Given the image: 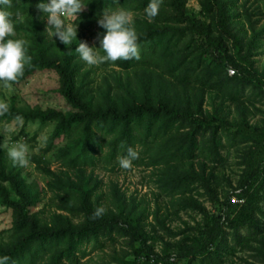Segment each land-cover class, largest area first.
Listing matches in <instances>:
<instances>
[{
    "label": "trees",
    "instance_id": "1",
    "mask_svg": "<svg viewBox=\"0 0 264 264\" xmlns=\"http://www.w3.org/2000/svg\"><path fill=\"white\" fill-rule=\"evenodd\" d=\"M188 1L163 0L149 19V0H84L68 48L40 18L36 5L48 0H12L15 38L32 57L13 84L52 70L68 109L12 99L0 116V205L11 216L0 256L9 264H86L96 250L101 264H264V0H195L197 11ZM118 8L134 17L140 59L87 66L76 44L94 34L98 48V19ZM16 115L23 127L9 145L33 147L39 131L31 136L28 124H52L30 154L44 187L7 158L2 128ZM122 141L139 153L133 166L149 170L153 206L99 176L126 171Z\"/></svg>",
    "mask_w": 264,
    "mask_h": 264
},
{
    "label": "clouds",
    "instance_id": "2",
    "mask_svg": "<svg viewBox=\"0 0 264 264\" xmlns=\"http://www.w3.org/2000/svg\"><path fill=\"white\" fill-rule=\"evenodd\" d=\"M163 0H149L145 8L146 17L155 18L159 14ZM84 0H48L36 5L42 14L41 19L46 17V31L51 38L55 36L68 48L76 40L79 13L86 7ZM12 7V0H0V85L11 87L23 77L26 67L31 66L32 57L27 53L28 41L16 37L15 23L12 13L8 10ZM98 25L105 29L100 38L99 47L89 46L86 42H78L75 51L79 57L89 66H99L116 61H131L140 59L139 35L134 27V17L131 12L123 8L115 10H103L97 21ZM50 30V31H49ZM77 41V40H76ZM10 111L8 103L0 100V116ZM15 125L8 129L14 132L23 127V117L16 115ZM7 156L14 166L27 167L30 162V146L26 142H16L11 146H4ZM125 149V154L120 156L118 164L122 169L128 170L133 166V161L139 159V153L131 146L120 144ZM105 212L103 207H98L92 214L93 219L100 218ZM11 258L7 255L0 256V264H9ZM14 264V262H13Z\"/></svg>",
    "mask_w": 264,
    "mask_h": 264
},
{
    "label": "rangeland",
    "instance_id": "3",
    "mask_svg": "<svg viewBox=\"0 0 264 264\" xmlns=\"http://www.w3.org/2000/svg\"><path fill=\"white\" fill-rule=\"evenodd\" d=\"M187 5L196 11L199 9L198 3L195 0H189ZM262 21H264V19H262L261 22ZM84 34L87 36V44L89 46H93L95 41V35L88 33ZM94 46L96 47V45ZM257 59L258 64L262 66L264 64V55H258ZM107 68L109 70L111 68V65L107 66ZM56 87H58V77L54 71H38L32 76H30L23 83L15 85L12 84L11 87L7 88L0 85V100L5 101L9 105L13 99L14 104L17 108H24L25 106L37 105L43 109L50 107L60 110H67L68 106L65 103V100L54 90V88ZM14 125L15 121H12L9 124L5 125L4 128H2V131L5 134L3 138V147L5 145L11 146L7 144L5 138L9 139L10 132L8 131V129L13 128ZM52 128V124L47 125L46 128L43 129H40L38 122L28 124L26 130L31 136L36 131H39L36 141L32 143L34 144V146L31 147L30 143H28V145L30 146V154L37 152L38 147H42L44 145V139L51 132ZM58 142H62V140L59 139ZM57 167V163H51V169H55ZM21 168H23V173L28 181L34 180L37 181L38 186H45L42 175L35 170L34 166L30 162L27 167ZM233 169H236L235 166L233 167ZM98 173L99 176L103 178V181L106 184H109V182L111 181L118 182V184L123 187L122 189L125 190L127 195L132 192L134 193V195H136V197L143 196L147 200H149L151 206H153L154 196L152 195V192L157 191V188L154 186L153 182L148 181L149 170H143L141 169V167L134 165L131 169H128L126 171L122 170L118 173H109L103 170L98 171ZM206 204L210 206L209 203ZM181 216L183 218H187L185 214H181ZM197 218H199V216H197ZM178 222L179 221H176L174 222V224H179ZM10 223V210L0 205V230H5L6 228H8L10 226ZM237 255H242L244 257L248 256V254L246 253H239ZM105 259H107V257L104 256L99 250H96L92 252L89 256L82 259L81 262H87L86 264H101Z\"/></svg>",
    "mask_w": 264,
    "mask_h": 264
},
{
    "label": "built area",
    "instance_id": "4",
    "mask_svg": "<svg viewBox=\"0 0 264 264\" xmlns=\"http://www.w3.org/2000/svg\"><path fill=\"white\" fill-rule=\"evenodd\" d=\"M230 201L233 203H240L241 202V200L239 198H237L235 195L230 198Z\"/></svg>",
    "mask_w": 264,
    "mask_h": 264
}]
</instances>
